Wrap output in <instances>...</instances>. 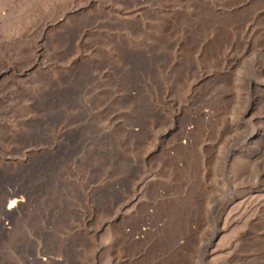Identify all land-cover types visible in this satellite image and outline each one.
Instances as JSON below:
<instances>
[{
    "label": "rangeland",
    "instance_id": "1",
    "mask_svg": "<svg viewBox=\"0 0 264 264\" xmlns=\"http://www.w3.org/2000/svg\"><path fill=\"white\" fill-rule=\"evenodd\" d=\"M263 57L264 0H0V170H56L49 218L6 222L0 264H264V150L223 157L264 122L245 94ZM47 112L82 116L81 164Z\"/></svg>",
    "mask_w": 264,
    "mask_h": 264
},
{
    "label": "bare ground",
    "instance_id": "2",
    "mask_svg": "<svg viewBox=\"0 0 264 264\" xmlns=\"http://www.w3.org/2000/svg\"><path fill=\"white\" fill-rule=\"evenodd\" d=\"M258 52V51H257ZM256 52V54H257ZM261 51H259L260 53ZM251 53V52H250ZM263 53V52H262ZM143 54V53H142ZM245 54V53H244ZM243 54V55H244ZM248 54V53H247ZM254 53H252L253 55ZM254 54V55H256ZM146 55V54H145ZM262 55V54H261ZM260 55V56H261ZM142 56V55H141ZM242 56V55H241ZM251 56V55H250ZM139 57V56H138ZM145 57V56H144ZM147 57V56H146ZM145 57V58H146ZM140 58V57H139ZM143 58V57H141ZM252 58V57H251ZM264 58V57H263ZM262 58V59H263ZM147 59V58H146ZM154 59V58H153ZM156 59V58H155ZM238 59L239 57L238 56H234L233 55V59H232V66H231V69H235L237 67V64H238ZM245 59V58H244ZM260 59V57H259ZM148 61V60H147ZM145 63H146V60H145ZM144 63V64H145ZM152 63H153V60H152ZM257 63V62H256ZM139 64H140V59H139ZM240 64V63H239ZM134 65V64H133ZM148 65V64H147ZM149 66V65H148ZM147 66V67H148ZM256 66V65H255ZM260 67L264 68V62L261 61L260 63ZM150 68V67H149ZM140 69V68H139ZM237 69V68H236ZM149 70V69H148ZM261 70V69H260ZM146 73V71H145ZM250 74V73H248ZM247 77V75H246ZM249 79V78H248ZM86 81V80H85ZM236 81V80H235ZM258 79H256V81H253L252 79L249 80V90L246 94V96L248 97L251 93V91L253 90L255 93L258 94V97H259V100L262 101L261 99L264 100V79L262 81V85L261 84H258L259 82H257ZM79 84V83H78ZM233 84V83H232ZM74 85V84H73ZM83 85V84H82ZM86 85V84H85ZM77 86V85H76ZM234 86L237 87V82H234ZM88 87V86H87ZM84 89H86L84 87ZM89 88H87L88 90ZM77 90V89H75ZM74 91V90H72ZM71 91V92H72ZM79 91V90H78ZM82 91V89H81ZM69 92V91H68ZM86 92V91H85ZM70 93V92H69ZM79 93V92H78ZM77 93V94H78ZM88 93V91H87ZM86 93V94H87ZM74 95V94H73ZM88 95H91V94H88ZM69 96V95H68ZM76 96V95H75ZM84 96V95H83ZM71 97V96H70ZM74 97V96H73ZM72 97V98H73ZM257 97V95H256ZM69 99V98H67ZM74 100V99H73ZM76 100V104L79 102L78 99H75ZM75 100H74V103H75ZM256 99H254L255 101ZM72 101V100H71ZM78 101V102H77ZM86 101V99H85ZM88 101V99H87ZM86 101V102H87ZM69 102V101H68ZM83 102V101H81ZM54 103V102H53ZM67 102H65L66 104ZM49 104V103H48ZM55 104V103H54ZM69 104V103H68ZM68 108L70 109L71 108V103L70 105H68ZM50 105V104H49ZM59 105V103H58ZM78 105V104H77ZM35 106V105H34ZM33 106V107H34ZM42 106V105H41ZM39 106V107H41ZM46 106V105H45ZM48 106V105H47ZM57 106V105H55ZM60 106V105H59ZM66 106V108H67ZM35 107H38V105H36ZM43 107V106H42ZM64 107V106H63ZM81 107V106H80ZM255 106L250 103V105L245 109V111L243 112V116H246V115H249L251 113V110L254 108ZM49 108H52L53 107H49ZM56 108V107H55ZM65 108V109H66ZM44 109V108H43ZM40 110V109H39ZM51 111V109H50ZM86 111V110H85ZM32 112V111H31ZM37 112V111H36ZM35 112V113H36ZM42 112V111H41ZM46 111H44V114H45ZM56 113V112H54ZM40 114V113H39ZM48 114V112H47ZM92 114V113H91ZM36 115V114H35ZM39 116V115H37ZM37 116H32L33 118L30 119L29 116L28 117H25V119H23L22 121H24V124L25 126H29L27 127L28 129L31 128L30 126L31 125H35L33 123H35V119L34 117L36 118ZM46 116V115H44ZM57 116V115H56ZM80 114L78 116H75L73 118H70L71 120L73 119V123L75 124L74 127H76V124H77V127L74 128V129H71L69 130V126L68 128L66 126H63L65 124H63V120H60L62 121V124L59 125L57 123V118L55 117V115L50 112L46 117H43L42 122L46 123L44 125H49L47 126V128H49V130L47 131H50V130H55V133H53V136L55 141L53 140V144L52 146H57L56 148V153L60 154V156L62 154H65V156L67 157V161L68 158L71 159V161H74L75 164H81L82 163V149L84 147L83 145V140H82V116H80ZM85 117V116H84ZM89 117V116H88ZM27 118V119H26ZM29 118V119H28ZM56 118V119H55ZM59 119V118H58ZM62 119V118H61ZM85 119V118H84ZM71 120L69 122H71ZM88 120V119H86ZM65 121V120H64ZM68 121V120H67ZM87 122V121H85ZM39 122L37 121L36 124H38ZM86 125V123H84ZM43 125V124H42ZM43 125V126H44ZM67 125V124H66ZM84 125V126H85ZM42 126V127H43ZM50 126H54V127H50ZM71 126V125H70ZM83 126V127H84ZM35 127V126H34ZM87 127V125H86ZM26 128V129H27ZM37 128V127H36ZM40 128V127H39ZM51 128V129H50ZM241 128V137L238 139L237 142L239 141H243V147L246 148V149H243V150H238L236 151L234 149V144H230L231 145V148L227 151V153L225 154L224 157V160L226 163L230 164V163H233L235 162L236 160H244V161H247V162H255L257 160V155L259 154L260 151L264 150V122L259 125H255L252 129L248 128V127H239ZM102 129V128H101ZM43 130V128H42ZM44 130L46 131V128H44ZM85 130V128L83 129V131ZM35 131V130H34ZM33 131V132H34ZM38 131V130H37ZM41 131V130H40ZM86 131V130H85ZM36 132V131H35ZM43 132V131H42ZM87 132V131H86ZM104 132V131H103ZM45 133V132H43ZM48 133V132H46ZM85 133V132H84ZM98 134V132H96ZM51 134V133H49ZM49 134L46 136L48 137ZM88 134V133H87ZM105 134V133H104ZM18 135V134H16ZM15 135V136H16ZM33 135V134H32ZM37 135V134H36ZM40 135V132L39 134ZM43 135V134H42ZM42 135H41V139H42ZM46 135V134H44ZM86 135V134H85ZM106 135V134H105ZM34 136V135H33ZM32 136V137H33ZM84 136V135H83ZM37 137V136H35ZM40 137V136H39ZM38 137V138H39ZM45 137V136H44ZM37 138V139H38ZM34 139V138H33ZM39 140V139H38ZM88 140V138H87ZM93 143V142H92ZM236 143V142H235ZM237 144V143H236ZM98 145V144H97ZM88 147V146H87ZM61 151H65V153L61 152ZM94 153H96L97 155L100 154V153H103L102 150L101 152L100 151H95ZM106 154L108 153L105 152ZM55 154V153H54ZM86 154V153H85ZM84 154V155H85ZM88 155V154H87ZM103 155V154H101ZM59 156V155H57ZM59 156V157H60ZM106 156V155H105ZM113 156V155H112ZM64 157V156H63ZM114 157V156H113ZM33 158V159H32ZM36 158V157H35ZM34 156L31 154V153H28V156H27V162L26 164H22L20 170H18L17 172L15 171V173L13 172V174H7V175H3V173H1V170H0V244H3V245H0V247H4L6 245V231H7V227L5 226L7 223H12L14 224L15 228L18 230L20 225H25L24 223L26 224H32L33 221L36 220V217L40 214L43 215L44 218L48 219L49 218V209L44 207V211H42V207H43V204L45 205V199L44 198H41V197H45L48 193V190H47V185L49 186L50 184H46L47 181L46 180H40L39 177L43 178V176L46 177L47 180H49L51 182V175H53L55 173V169H53V164L54 162H50L51 167L47 168L48 166L45 165L46 163V160H42V161H34ZM40 158V157H39ZM43 158H45L43 156ZM65 158V157H64ZM115 158V157H114ZM46 159V158H45ZM56 159V158H55ZM55 159H53L55 161ZM65 160V159H64ZM52 161V160H50ZM57 161V160H56ZM55 161V162H56ZM58 162V161H57ZM73 163V164H74ZM48 164V162H47ZM49 164V166H50ZM56 166L55 168H57L58 165H54ZM38 170H40L41 174L38 172ZM47 171V172H46ZM37 172L40 174L38 175ZM46 173V174H45ZM5 174V173H4ZM51 179V180H50ZM31 182L29 183V185L26 183V184H19L20 182ZM49 182V183H50ZM20 185V186H19ZM57 185V184H56ZM7 186H13L12 188H8ZM52 186V184L50 185ZM51 188V187H50ZM50 190V189H49ZM48 196V195H47ZM44 199V200H42ZM42 200V201H41ZM38 201H41L42 204H40V202ZM44 201V202H43ZM27 207H30L28 208L29 211L33 210L34 211L33 213H35L34 215H31L32 211L27 213ZM42 211V212H41ZM43 212H45L43 214ZM39 218V217H38ZM7 222V223H6ZM34 224V223H33ZM18 232V231H17ZM18 236V235H17ZM19 239L17 240L19 242V240L22 242V239L24 238L22 235L21 236H18ZM17 239V237H16ZM15 240V239H14ZM25 241V240H23ZM12 242V241H11ZM20 243H17L16 244V247L18 249H22L24 247H22L23 244ZM14 243V242H13ZM39 256L37 255L34 259H33V262L34 260H39L38 259ZM31 259V258H30ZM26 261H29V258L26 260ZM31 261V260H30ZM2 264V263H1ZM7 264V263H6Z\"/></svg>",
    "mask_w": 264,
    "mask_h": 264
}]
</instances>
